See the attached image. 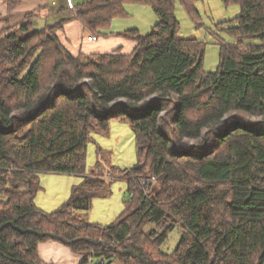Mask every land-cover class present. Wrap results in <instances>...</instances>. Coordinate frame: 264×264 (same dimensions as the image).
Listing matches in <instances>:
<instances>
[{
  "label": "trees",
  "instance_id": "obj_1",
  "mask_svg": "<svg viewBox=\"0 0 264 264\" xmlns=\"http://www.w3.org/2000/svg\"><path fill=\"white\" fill-rule=\"evenodd\" d=\"M198 1L75 5L91 41L113 34L127 3L150 6L149 33H117L136 43L130 53L73 55L59 27L36 28L32 14L0 32V264H51L39 255L51 240L83 255L79 264H264V0H222L240 13L217 23L234 40L214 34L212 72L206 43L179 35L177 3L201 24ZM113 121L134 131L139 161L113 167L105 186L86 172L87 147ZM42 173L84 180L46 211L35 202ZM117 178L129 184L123 212L106 225L87 220Z\"/></svg>",
  "mask_w": 264,
  "mask_h": 264
},
{
  "label": "rangeland",
  "instance_id": "obj_2",
  "mask_svg": "<svg viewBox=\"0 0 264 264\" xmlns=\"http://www.w3.org/2000/svg\"><path fill=\"white\" fill-rule=\"evenodd\" d=\"M84 1V0H80ZM202 21L198 24L192 20L181 3L176 5V16L180 21L179 35L181 37H195L206 43L204 56V70L215 71L220 61L219 34L222 40L231 42L234 38L223 30L218 29V22L232 20L240 13L239 4H225L222 0H199L197 2ZM127 17L117 18L113 21L111 31L117 28H138L142 34L149 33L158 22V16L148 5L127 3ZM229 22V21H228ZM225 26V25H223ZM139 161L136 136L130 125L125 121H113L107 131H94L87 147L86 172L88 175L97 172L103 174L109 185L113 167L121 169L133 168ZM84 176L67 173H42L40 185L35 202L44 210H54L67 200L74 186H78ZM130 196L129 184L126 179L112 180L111 193L107 196H94L92 207L85 217L98 224H109L115 221L123 212L126 201ZM180 230L176 228L171 232L163 249L172 251L178 244ZM113 264H121L115 262Z\"/></svg>",
  "mask_w": 264,
  "mask_h": 264
},
{
  "label": "crops",
  "instance_id": "obj_3",
  "mask_svg": "<svg viewBox=\"0 0 264 264\" xmlns=\"http://www.w3.org/2000/svg\"><path fill=\"white\" fill-rule=\"evenodd\" d=\"M81 2L83 1L12 0L9 4L7 0H0V32L7 25H17L32 14L36 28H45L48 25L59 27L56 31L57 36L73 55H78L80 52H110L116 49L124 53L133 51L136 43L117 33L138 28L120 26L123 28H117L118 30L112 31L113 34L107 37H101L96 41L89 40L92 34L77 18L75 10V5ZM39 255L41 259L51 264H79L83 260V255L74 253L64 244L52 240L39 245Z\"/></svg>",
  "mask_w": 264,
  "mask_h": 264
},
{
  "label": "built area",
  "instance_id": "obj_4",
  "mask_svg": "<svg viewBox=\"0 0 264 264\" xmlns=\"http://www.w3.org/2000/svg\"><path fill=\"white\" fill-rule=\"evenodd\" d=\"M89 39H90V40H95V37L90 36ZM154 179H155V178H153V180H154ZM139 181H141V180H139ZM88 264H95V263H94L93 260H91Z\"/></svg>",
  "mask_w": 264,
  "mask_h": 264
},
{
  "label": "water",
  "instance_id": "obj_5",
  "mask_svg": "<svg viewBox=\"0 0 264 264\" xmlns=\"http://www.w3.org/2000/svg\"><path fill=\"white\" fill-rule=\"evenodd\" d=\"M133 168H135V167H133Z\"/></svg>",
  "mask_w": 264,
  "mask_h": 264
}]
</instances>
